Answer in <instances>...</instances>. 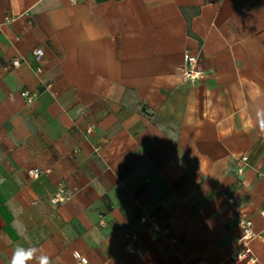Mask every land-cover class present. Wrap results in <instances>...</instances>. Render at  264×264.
<instances>
[{
    "label": "crops",
    "instance_id": "1",
    "mask_svg": "<svg viewBox=\"0 0 264 264\" xmlns=\"http://www.w3.org/2000/svg\"><path fill=\"white\" fill-rule=\"evenodd\" d=\"M241 216L264 235V0H0V264H224Z\"/></svg>",
    "mask_w": 264,
    "mask_h": 264
},
{
    "label": "built area",
    "instance_id": "2",
    "mask_svg": "<svg viewBox=\"0 0 264 264\" xmlns=\"http://www.w3.org/2000/svg\"><path fill=\"white\" fill-rule=\"evenodd\" d=\"M33 55L39 60L42 59L44 55V51L42 48H37L33 51ZM21 63L20 59H13L11 64L13 67L19 66ZM37 72L41 71L40 67H37ZM182 75L186 81L190 83H195L199 81V79L203 76V70L200 67L199 59L195 55L186 54L184 57V64L181 68ZM50 85H46V88H49ZM21 95L27 99V101H31L36 97L35 93H29L28 91L21 92ZM90 129H88V132ZM240 165L238 167V173L243 174L246 168L248 167V157L243 155L240 158ZM32 177H38L41 174L39 169H34L30 172ZM69 198L64 190H59L55 195L50 198V202L53 205H57L59 203L64 202ZM233 203V200H229ZM141 221H145V217L141 218ZM239 226L241 228V233L237 239L238 246L237 248L225 259L224 264H258V259L252 252L250 248V242L257 238L262 237L264 235L258 234L253 229V222L247 218L246 216H241L239 219ZM168 231H164L163 234H167ZM129 241L126 245V250L129 252L136 251V242L138 240V234L132 232L129 235ZM75 264H89L88 260L85 256L80 255L79 253H74ZM192 264H209L206 259H194L191 258Z\"/></svg>",
    "mask_w": 264,
    "mask_h": 264
},
{
    "label": "clouds",
    "instance_id": "3",
    "mask_svg": "<svg viewBox=\"0 0 264 264\" xmlns=\"http://www.w3.org/2000/svg\"><path fill=\"white\" fill-rule=\"evenodd\" d=\"M30 261L35 264H51L50 257L41 248L20 245L13 250L9 264H29Z\"/></svg>",
    "mask_w": 264,
    "mask_h": 264
}]
</instances>
